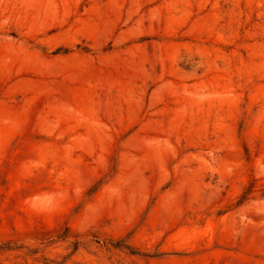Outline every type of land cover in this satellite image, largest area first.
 <instances>
[{"label": "rangeland", "instance_id": "rangeland-1", "mask_svg": "<svg viewBox=\"0 0 264 264\" xmlns=\"http://www.w3.org/2000/svg\"><path fill=\"white\" fill-rule=\"evenodd\" d=\"M0 264H264V0H0Z\"/></svg>", "mask_w": 264, "mask_h": 264}]
</instances>
